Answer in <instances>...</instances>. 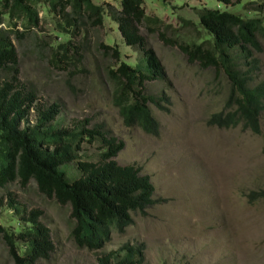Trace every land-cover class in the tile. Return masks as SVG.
<instances>
[{"label":"rangeland","instance_id":"obj_1","mask_svg":"<svg viewBox=\"0 0 264 264\" xmlns=\"http://www.w3.org/2000/svg\"><path fill=\"white\" fill-rule=\"evenodd\" d=\"M93 1L115 3V0ZM143 2L146 13L161 17L160 29L167 36L185 41L198 42L205 36L195 9L201 5L264 16V0L246 6H240L236 0L227 5L217 0ZM258 2L263 6L256 8ZM36 8L39 22L33 32L39 39L47 44L65 40L67 36L56 28L59 14L42 4ZM179 16L191 19L194 27L183 26ZM166 24L170 26L165 28ZM83 29L85 24L82 33ZM139 31L155 50L167 74L165 80L146 82L148 93L169 98L168 102H162L168 110L150 103L160 123L157 135L136 125H125L111 100L112 83L106 66L115 60L99 51L97 42L117 45L121 58L130 62H138L144 55L122 41L115 22L108 16L102 25L88 27L90 49L84 53L81 64L70 69L72 72L50 63L47 46L36 44L30 37L21 42L14 40L20 80L35 89L42 104L60 103L54 123L70 126L76 120L88 119L89 125H104L124 141L115 157L117 162L140 166L154 184L156 201L144 212L132 213L133 222L123 232L112 231L102 250L115 249L124 243H142V264H264V200L250 199L247 195L251 190L264 188V109L257 133L239 125L224 128L209 124L210 114L224 106L228 92L225 74L216 73L212 66L204 68L188 62L178 46L164 43L157 31L148 32L143 24H139ZM262 44L261 53L256 54L257 79L264 77V41ZM3 76L0 70V77ZM34 120L32 111L29 122ZM96 151V145L84 143L80 152L93 156ZM65 168L67 174H77L73 162L66 163ZM7 187L26 210H42L39 219L50 227L55 244L50 257L42 260L44 264L97 263L98 250L78 247L70 237L74 220L69 204L60 205L41 194L34 180L25 187L16 181ZM0 194H5L3 188ZM1 220L14 226L20 215L5 205ZM0 264H11L1 237Z\"/></svg>","mask_w":264,"mask_h":264},{"label":"trees","instance_id":"obj_2","mask_svg":"<svg viewBox=\"0 0 264 264\" xmlns=\"http://www.w3.org/2000/svg\"><path fill=\"white\" fill-rule=\"evenodd\" d=\"M165 2V0H162ZM227 5L231 0H217ZM240 6L254 3L248 0ZM143 0H115V3L93 0H0V237L11 264H44L55 244L50 227L39 218L42 210H26L8 184L16 181L25 187L34 180L38 191L60 205L69 204L74 222L70 237L78 247L98 250L96 264H142V243H124L118 248L102 250L112 231L123 232L133 222L132 213L153 204L154 184L149 174L133 163L120 164L115 159L124 141L101 124L89 125L79 119L70 126L54 123L60 103L44 105L33 87L19 78V57L14 40L32 38L45 47L49 61L57 68L70 70L83 61L89 49L88 27L100 26L106 16L116 24L122 41L144 55L138 62L121 58L117 45L98 41L104 55L114 58L106 66L111 80V100L118 107L127 126H139L157 135L160 123L150 103L168 110L162 102L165 94L148 93L146 82L167 79L166 70L155 50L139 31L143 24L148 32H156L166 44L177 45L190 63L214 67L227 78L228 92L224 106L212 112L207 120L218 127L249 128L260 131V112L264 109V77L257 79L254 70L264 41V16L241 14L227 8L195 7L198 23L205 31L200 41H185L167 36L158 14H148ZM57 12L56 28L67 38L47 44L34 33L39 22L36 5ZM263 4L258 2L257 7ZM255 8V9H256ZM85 18V19H84ZM183 26L194 27L189 18L179 16ZM2 23V24H1ZM85 24L83 33L81 28ZM170 24L164 25L165 28ZM37 32V31H36ZM82 33V34H81ZM81 35V38H76ZM73 68V69H74ZM33 111L35 120L29 122ZM84 143L94 144L93 156L80 151ZM73 162L77 174H67L65 164ZM4 195L7 197L4 200ZM250 198H264V190H252ZM7 205L20 215L18 224L5 225L1 211Z\"/></svg>","mask_w":264,"mask_h":264},{"label":"clouds","instance_id":"obj_3","mask_svg":"<svg viewBox=\"0 0 264 264\" xmlns=\"http://www.w3.org/2000/svg\"><path fill=\"white\" fill-rule=\"evenodd\" d=\"M255 56L258 57L257 55H255ZM258 59H259V58H258ZM262 78H263V77H262ZM260 113H261V112H260ZM259 121H260V117H259ZM237 125L241 126V124H237ZM237 125H236V126H237ZM234 127H235V126H234ZM241 127H242V126H241ZM245 129L250 130L249 128H245ZM245 129H244V130H245ZM252 132H253V131H252ZM255 133H256V132H255ZM256 190H264V188H259V189H256ZM251 191H252V190H251ZM251 191H250V192H251ZM250 192L247 194L248 197H249ZM153 194H154V193H153ZM249 198H250V197H249ZM250 199H254V200H255V199H262V200H264V198H254V197H253V198H250Z\"/></svg>","mask_w":264,"mask_h":264}]
</instances>
